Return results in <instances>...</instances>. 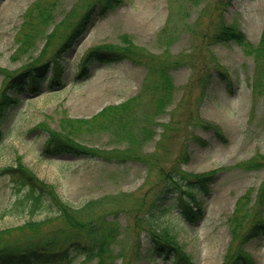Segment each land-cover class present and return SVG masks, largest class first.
<instances>
[{"label":"rangeland","instance_id":"1","mask_svg":"<svg viewBox=\"0 0 264 264\" xmlns=\"http://www.w3.org/2000/svg\"><path fill=\"white\" fill-rule=\"evenodd\" d=\"M35 1L0 0V88L5 71L14 74L40 58L48 42L50 46L39 60L52 56L72 29L58 28L50 40L46 35L38 36L35 45L21 54L16 39ZM77 1L42 0V3L47 4L48 15L61 20ZM209 7L206 4L192 8L185 0H123L106 16L96 17L88 33L64 54L63 60H67L63 63L64 85L59 90L26 91L18 103L8 108L0 140V230L17 228L29 220L38 221L40 227L12 231L5 236L6 242H20L25 246L30 241L34 244L68 231L67 218L55 206L34 217L29 212H20L16 202L27 191L18 190L11 175L3 171L15 165L19 156L27 168L71 206L70 213L78 214L82 221L99 219L103 225L115 220L121 235L112 246L114 254L123 252L127 257L133 251L146 250L143 225L139 226L136 218L146 214L147 200L153 201L161 189L159 170L166 172L179 167L188 174L218 170L210 185V194L197 195L202 214L195 222L184 220L179 210L168 213L166 219L193 264H222L230 248L231 252L235 249L234 253H238V240L229 245V218L238 198L251 188L254 203L264 183V168L253 171L240 165L256 155H264L263 108L261 99L254 98L252 93L253 56L246 54L242 46L235 41L222 42L209 49L194 46L193 32H188L193 30L199 11L207 13ZM31 10L37 12V9ZM226 20L257 44L264 29V0H234ZM53 28L49 26L47 33ZM124 36L136 47L168 57L170 61L183 62L182 67L171 71L175 96L161 114L155 107L156 87L147 85L141 94L146 68L132 61L96 64L89 77L75 79L85 54L104 44L121 46ZM208 74L213 76L207 88L204 82ZM225 74L232 82L230 85ZM50 76L49 68L44 91ZM139 93L141 99L124 115L128 118L123 123L114 121L121 129L104 127L114 110L110 108L107 115L98 116L104 107L119 106ZM255 102L257 110L251 118ZM126 120H129L128 127ZM49 129L63 139L69 135L73 144H81L86 149L114 152L116 156L128 154L130 148L138 157L119 161L111 157H77L66 152L45 153ZM147 132H152V136L144 140ZM92 202L94 205H89ZM139 209L145 211L137 213ZM117 210L124 213L101 219L103 214L104 217ZM250 220V217L245 220L243 230L248 228ZM81 240H87L84 233ZM243 250L251 253L255 264H264L263 237L245 244ZM122 259L115 258L114 263L122 264ZM72 264L91 263L78 254ZM136 264L173 262L144 257V261Z\"/></svg>","mask_w":264,"mask_h":264},{"label":"trees","instance_id":"2","mask_svg":"<svg viewBox=\"0 0 264 264\" xmlns=\"http://www.w3.org/2000/svg\"><path fill=\"white\" fill-rule=\"evenodd\" d=\"M122 1L78 0L63 15L61 20H58L57 16L47 14V4H43L42 0L34 2L26 13L27 19L23 22L16 39L21 54L27 53L35 45V38L38 36L46 35L50 40L58 28L72 29L52 56L45 60H39L45 56L46 48L50 46V42H48L40 58L33 59L31 63L22 66V69L14 72V74L11 71L3 73L4 80L0 88V140L3 138L8 108L14 103H18L21 95L26 91L41 92L49 68L51 69V76L47 82V89L50 91L60 89L64 85L65 70L63 63L67 61L63 60L64 54L73 49L76 42L87 34L96 17L106 16L110 10L120 5ZM185 1L192 8L205 6L206 4L209 7L211 4L207 13L202 12V9L199 11L192 24L193 30L188 32H193L195 47L201 46L209 49L222 42L235 41L244 48L246 54L253 56L252 91L254 98L257 97L262 100V126L264 128V30L259 42L253 44L241 29L229 24L226 20V13L232 6L233 0ZM33 8L35 11L37 9L36 13L31 10ZM40 18L41 23L39 22ZM51 25L54 28L50 33H47V28ZM123 60H130L146 68L147 74L141 94L147 88V85H154L158 92L155 107L158 114L163 113L168 105H171L175 96V82L171 71L182 67L183 62L170 61L168 57H159L145 48L136 47L128 36L123 37V45L121 46L104 44L85 54L75 74V79L82 80L89 77L96 64L109 65ZM208 75L204 82L207 88L213 74ZM151 79H156V81L151 82ZM225 79H227V85L232 83L227 74H225ZM141 94L133 96L119 106L109 105L105 107L98 116L107 115V110L110 108L111 110L114 108V110L108 116L110 122L105 124L104 127L112 126V128L121 129L114 121L118 119L123 123V119L128 118L124 115L127 114L131 106L136 104L138 99H141L139 98ZM256 103L253 104L251 118L257 110ZM117 112H120L121 115ZM126 122L128 127L129 120H126ZM169 126L171 127V124ZM203 126L206 127L205 124ZM46 132L48 138L44 148L45 153L58 154L66 152L77 156L111 157L119 159V161L127 157H138L133 154L130 148L127 149L128 154L115 156L114 152L94 151L93 149H86L81 144H73L69 135H65V139H63L55 130L49 129ZM151 136L152 132H147L144 140L149 139ZM240 165L246 170L262 169L264 168V155H256L244 163L241 162ZM3 171H7L11 175V179L17 184L18 190L26 189L27 191L24 197L16 202V205L20 206L22 210L20 212H29L34 217L42 210L52 209L55 206L60 211L59 213L67 218L68 231L64 230L63 234L52 235L34 244L30 241L24 246L20 242H6L5 236L10 235L12 231L39 229L40 223L38 221L29 220L17 228L0 230V264H72L78 254L84 255L85 259L91 264H115V258L118 257H123L122 264H136L138 261H144V257H146V260H168L173 264H193L188 254L182 249L176 231L169 226V220L166 218L168 213L179 210L184 220L195 222L198 216L200 217L202 214V204L197 201V195L200 193L210 194V185L214 182L218 172V170H213L200 174H188L179 167L170 168L166 172L159 170L161 189L153 201L147 200L146 214L136 218L137 224L139 226L143 225L142 231L145 232L146 250L133 251V254L127 257L123 252L114 254L115 249L112 246L121 235V229L115 220L106 222L105 225L99 222V219L82 221L78 214H74L72 211V213L69 212L71 206L54 192L52 186L40 180L27 168L21 162L19 156L16 158L15 165ZM252 191L250 188L238 198L234 212L229 218L231 234L229 245L232 246L238 240L240 248L238 253H234L235 249L231 252L230 248L222 264H255L253 256L251 253L244 251L243 246L253 239L264 238V183L260 186L254 203L251 202ZM171 199L172 202H170ZM193 203L195 207L191 206L194 205ZM89 205H94V203L92 202ZM139 211L137 213L142 214L145 210L141 211L139 209ZM120 213H124V210L109 212L104 217L103 214L101 219ZM249 217L251 218L248 221L249 226L246 230H243V223ZM83 233L87 237L85 241L81 240ZM136 245L138 249L139 242Z\"/></svg>","mask_w":264,"mask_h":264}]
</instances>
